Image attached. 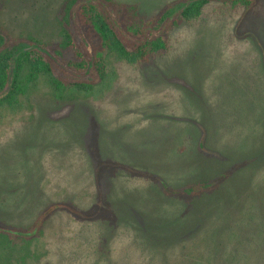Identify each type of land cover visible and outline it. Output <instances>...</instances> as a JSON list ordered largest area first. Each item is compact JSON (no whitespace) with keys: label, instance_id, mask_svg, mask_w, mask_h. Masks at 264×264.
<instances>
[{"label":"rangeland","instance_id":"1","mask_svg":"<svg viewBox=\"0 0 264 264\" xmlns=\"http://www.w3.org/2000/svg\"><path fill=\"white\" fill-rule=\"evenodd\" d=\"M63 1L2 0L0 41L56 44ZM115 1L148 17L172 0ZM106 64L111 86L101 93L58 99L40 76L14 108L0 105V220H42L28 264H191L192 243L207 233L217 257L201 264H264V0L250 9L212 0L171 31L164 57ZM87 129L99 159L171 187L240 165L189 211L155 183L118 173L107 184L115 217L76 221L65 204L95 201ZM229 233L237 248L227 261Z\"/></svg>","mask_w":264,"mask_h":264},{"label":"trees","instance_id":"2","mask_svg":"<svg viewBox=\"0 0 264 264\" xmlns=\"http://www.w3.org/2000/svg\"><path fill=\"white\" fill-rule=\"evenodd\" d=\"M210 1L172 0L156 13L142 17L136 5L115 0H64L57 16L60 40L56 44L41 45L21 38L0 41V105L14 108L19 97L24 96L40 76L53 86V94L58 99L101 93L103 88L111 86L107 84L106 59L109 55L133 67L164 57L170 49L171 31L183 22L195 20ZM221 1L245 9L258 2ZM3 33L4 29L0 27V34ZM91 133L90 129L85 132L84 149L93 170L95 201L87 209L73 203L65 204L76 221L98 222L115 217L107 200V184L118 173L155 183L166 196L185 202L189 211L194 198L212 194L213 189L240 165L235 163L211 179L171 187L153 172L110 159H99L94 154L95 147L90 146ZM41 225V219L26 228L14 227L0 220V264H28L33 255L31 243L40 232ZM214 236L215 233H207L192 243L191 251L198 255L195 257L198 261L191 264H201L203 260L217 257L214 254ZM234 236V233H229L228 241L222 247L226 255L224 260L230 261L228 257L236 251ZM262 248L264 250V246Z\"/></svg>","mask_w":264,"mask_h":264}]
</instances>
